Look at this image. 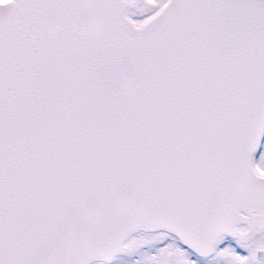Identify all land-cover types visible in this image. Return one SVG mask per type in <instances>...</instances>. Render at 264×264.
<instances>
[{"label":"snow or ice","instance_id":"1","mask_svg":"<svg viewBox=\"0 0 264 264\" xmlns=\"http://www.w3.org/2000/svg\"><path fill=\"white\" fill-rule=\"evenodd\" d=\"M0 264H264V0H0Z\"/></svg>","mask_w":264,"mask_h":264}]
</instances>
